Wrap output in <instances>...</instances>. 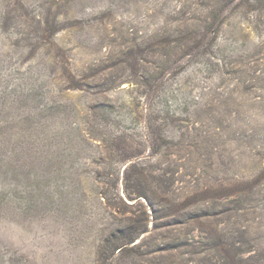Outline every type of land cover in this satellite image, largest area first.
Returning <instances> with one entry per match:
<instances>
[{"label": "rangeland", "instance_id": "rangeland-1", "mask_svg": "<svg viewBox=\"0 0 264 264\" xmlns=\"http://www.w3.org/2000/svg\"><path fill=\"white\" fill-rule=\"evenodd\" d=\"M216 1L0 0L5 160L53 142L43 182L3 170L0 264H264V18L219 15L217 66L174 42ZM131 214L144 233L106 252Z\"/></svg>", "mask_w": 264, "mask_h": 264}, {"label": "trees", "instance_id": "trees-1", "mask_svg": "<svg viewBox=\"0 0 264 264\" xmlns=\"http://www.w3.org/2000/svg\"><path fill=\"white\" fill-rule=\"evenodd\" d=\"M215 5L217 6L218 11L214 9L208 11L206 20L204 21V26H200L198 30L190 26V28L193 29L186 28L184 34L181 32L178 40L174 41L180 48V53L184 59H196L200 56L204 57L207 61V67H209L210 64L213 63V61L215 63L214 66L218 65V62H216V59L212 55L211 43L213 41L215 42L217 33L223 24L224 19L218 20L219 15L223 13V11L229 10L234 14L236 11L244 10L243 13L245 15H248L249 17H252L250 16V13H253V15L257 18V22L261 21L262 17L264 18V0H217L215 2ZM261 27L262 28H260V30L264 31V21L261 22ZM68 83L71 84L70 86H68L69 91L82 90L80 81H76L72 75L69 76ZM4 103L5 97L1 95L0 115H2L6 110V105ZM31 115L25 117V123H29L30 127L33 126V122H31ZM8 123V121H0V219L4 217L5 210V193L3 191V187L1 186L3 170L8 166L9 170L13 172V176L15 177V179L19 175L18 172H21V170H23L25 174L24 178L26 179V181H28L29 183H31L32 181L33 183L38 184L39 182L44 181V174H37L34 175L33 178H31V173H39L41 170L45 169V166L49 165L52 161V158L49 155L51 153V148L53 147L52 139L45 141L39 136H35L33 139L29 137L25 142L21 143H14L12 140L8 141L10 157L7 163L5 160V132L8 129H13L12 125H6ZM120 136L121 135H118L114 138L117 139ZM160 138L164 139L165 142L168 141V139L164 136H160ZM9 139H13V136H9ZM59 147L60 144L58 142L56 149H58ZM157 149H159L160 151V146L157 145ZM262 171L264 172V168ZM142 178H144L143 174ZM206 189L204 191L197 189L196 191L199 193H205L208 192V188ZM37 192H33V189H31L30 192L27 193V196L29 197L28 206L32 207L34 199H37L38 195H42L40 192H38L37 195ZM196 194L198 193H189L187 197L188 199L177 206V211L183 212L194 207L198 203H196L194 200V195ZM146 195L148 194L137 191L134 199H144L146 202L149 201L152 207H154L153 205H156L163 211L168 208V205L165 204V202L157 204L155 200L153 201L151 198H148L149 196ZM151 197L153 198V196ZM134 219V214H131V217L127 218V220H125V223L120 224L117 228H114L108 235H106L105 239H103L102 241V244H105L106 252L111 250L112 253H116L117 251L118 253H120L130 247L133 243H135L138 235L144 233L145 229H142V226H140L138 221Z\"/></svg>", "mask_w": 264, "mask_h": 264}]
</instances>
